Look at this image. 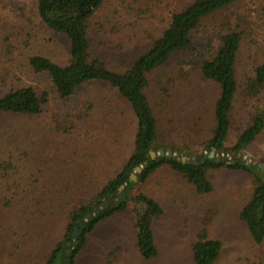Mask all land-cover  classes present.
Wrapping results in <instances>:
<instances>
[{"label":"rangeland","instance_id":"374dc122","mask_svg":"<svg viewBox=\"0 0 264 264\" xmlns=\"http://www.w3.org/2000/svg\"><path fill=\"white\" fill-rule=\"evenodd\" d=\"M191 1L104 0L87 23L91 55L123 70L160 34L171 12ZM243 21L247 30L236 61L239 90L225 142L233 146L249 115L264 107L263 95L248 97L242 86L254 59L264 58V0H240L207 17L194 31L190 47L149 77L146 92L158 138L175 147L176 158L199 159L205 152L202 144L219 90L202 78L198 66L218 36ZM33 55L66 64L68 40L40 20L37 0H0V95L25 86L48 93L38 115L0 114V164L13 165L0 169V264H45L63 239L70 210L120 171L136 130L129 104L114 88L89 82L74 95L60 97L49 76L29 66ZM210 153L234 156L229 151ZM237 156L257 163L264 173V128ZM206 174L213 185L209 193L197 192L167 165L131 191L143 192L162 207V215L151 220L156 258L146 261L139 254L136 205L128 203L87 235L76 264H192V243L200 234L221 242L214 264H264V240L255 243L239 217L256 186L255 176L226 167L207 169Z\"/></svg>","mask_w":264,"mask_h":264},{"label":"trees","instance_id":"16d2710c","mask_svg":"<svg viewBox=\"0 0 264 264\" xmlns=\"http://www.w3.org/2000/svg\"><path fill=\"white\" fill-rule=\"evenodd\" d=\"M104 0H37V12L40 20L52 31L63 35L69 44V59L66 64H58L48 57L33 55L28 63L35 72L46 73L60 97L68 98L85 83L101 82L114 88L127 101L136 119V130L130 156L120 171L108 180L100 190L87 201L80 202L69 212V223L63 239L56 243L49 253L45 264H76L77 255L87 244V235L102 220L117 212L124 211L128 203L135 204L136 246L144 260L158 256L154 234L151 228L152 218L162 215L163 210L152 197L139 192L130 194L139 184H143L152 173L167 165L173 171L182 174L199 193H209L213 185L206 170L226 167L244 170L255 176L256 186L249 199L243 205L239 217L255 243L264 240V173L256 163L246 162L237 156L242 149L251 144L264 128V107L255 108L249 115V121L239 133L235 144L226 147L231 126V114L239 90L236 61L242 40L247 30L246 21L236 24V29L228 27L221 33L207 55L199 63L203 79L214 83L219 90L213 104L211 124L207 140L202 144L205 152L199 159L182 161L181 157L167 156V149L174 153L175 147L164 146L158 138V123L150 104L146 89L149 77L165 66L173 56L188 49L192 35L207 17L230 8L240 0H192L186 7L172 11L166 26L160 34L153 36L149 45L131 63L122 68L113 69L98 56H92L91 42L87 34V23ZM215 46V48H214ZM252 74L243 83V91L248 97L264 96V58L254 59ZM48 102V93L38 94L34 87L25 86L9 90L0 95V114L34 116L42 112ZM164 150V155L158 153ZM215 153L231 152L232 159L209 157ZM185 155V154H184ZM186 156L188 154L186 153ZM13 165L2 161L0 169L6 171ZM141 166L139 173L135 168ZM136 174V181L130 179ZM125 185L122 190L120 186ZM119 190L121 198L112 196ZM113 203L104 211L80 228L77 238L72 231L85 217L93 213L108 198ZM143 206V208H142ZM67 242H71L67 246ZM69 249V253H67ZM221 251V242L200 234L192 243V264H214Z\"/></svg>","mask_w":264,"mask_h":264},{"label":"water","instance_id":"95a60500","mask_svg":"<svg viewBox=\"0 0 264 264\" xmlns=\"http://www.w3.org/2000/svg\"><path fill=\"white\" fill-rule=\"evenodd\" d=\"M164 150L163 149H160L159 151H158V153H155V152H153V151H151L150 152V155H151V157H155L156 156V154H158V155H164ZM172 155V151L170 150V149H167V156H171ZM209 157H213V153H210L209 154ZM197 159H198V157H197ZM216 159L217 160H219V157H216ZM182 161H184V157L182 158ZM260 166V165H259ZM141 166H137L136 168H135V172L136 173H139L140 171H141ZM130 179L131 180H133V181H136V174L135 173H132L131 175H130ZM124 186L125 185H121L120 186V190H122L123 188H124ZM119 192V190L117 189V190H115L113 193H112V196L114 195V196H116V198H115V200H119L120 198H121V194H119L118 193ZM113 201H114V198L113 197H108L101 205H100V207H98L93 213H90V214H88L86 217H85V219H83L81 222H80V224H79V226H76L74 229H73V231H72V237L73 238H77L78 236H79V233H80V228H82V227H85L86 226V224H87V222H89V221H91L93 218H94V216H97L98 214H100L102 211H104V210H106L112 203H113ZM71 245V242H67V246H70ZM69 249H67V253H69Z\"/></svg>","mask_w":264,"mask_h":264}]
</instances>
